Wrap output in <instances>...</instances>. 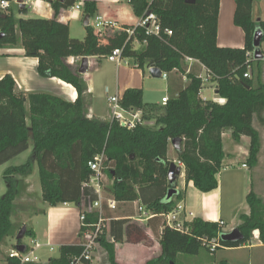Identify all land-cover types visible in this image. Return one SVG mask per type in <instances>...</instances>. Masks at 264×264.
<instances>
[{
  "label": "trees",
  "instance_id": "1",
  "mask_svg": "<svg viewBox=\"0 0 264 264\" xmlns=\"http://www.w3.org/2000/svg\"><path fill=\"white\" fill-rule=\"evenodd\" d=\"M78 1H53L56 15L50 19H16L9 10L0 12V49L18 44L19 30L26 56L38 59V73L42 77L62 79L73 85L78 93L75 102L47 93L30 94L29 126L26 99L16 91L15 79L10 74L0 79V166L26 151L30 139L34 144L33 156L27 163L9 167L4 173L9 189L0 196V244L6 237L15 235L11 216L21 189L17 176L29 175L35 162L39 166L43 200L51 206L68 202L78 205L83 184L92 175L88 163L104 151L108 162L112 163L109 175L114 180L113 198L118 203L141 200L156 215L168 213L175 207L174 200L166 198L169 188L174 187L168 181L171 140L182 139L178 159L185 166L186 180L193 181L202 192L213 191L219 186L217 174L226 158L223 133L227 129H231L237 139L244 135L250 138L248 163L251 166L257 163L261 140L253 122L255 116L263 121L264 83L257 84L253 78L245 77L262 61L254 59V32L257 27L264 32V20L256 21L253 17L254 0H235L234 23L245 32L244 47L218 45L220 0H196L193 4L185 0H153L151 3L131 0L142 16L146 10L156 13L162 28H169L173 33L148 35L143 28L137 27L136 37L140 43L145 40L147 43L137 50L131 36L124 46L123 58H132L142 70L159 67L168 76L179 73L188 77V83L178 92L170 90L168 103L162 108L143 103L135 96L132 102L123 99L125 105L143 109L145 120L155 119V125H160L159 128L138 125L132 130L115 121L101 122L86 116L87 84L78 69L67 63L72 45L70 27L58 19L62 8H70ZM20 11L26 13L28 8ZM186 57L197 62L190 64ZM202 66L211 72L217 94L226 99L224 104L200 97ZM257 74L260 79V66ZM133 92L136 95L138 91ZM85 193L97 197L92 188H86ZM176 195L180 198L182 194L178 191ZM247 201L250 215L238 227L245 239L237 243L220 239L219 248L240 247L250 240L255 229H260V238L264 241L262 200L251 190ZM87 221L96 222V215H89ZM84 230L80 228V236ZM222 233L220 222L202 218L194 219L190 234L164 227L161 255L146 264H176L179 254L197 255L201 248H207L202 238H214ZM27 235L33 236L32 229H27ZM144 239L146 234L137 224L128 219H111L110 233L105 230L100 243L109 261L118 264L116 243ZM82 251L80 244L63 245L60 256L51 258L50 262L70 264L71 258L80 256ZM10 264H18V261L12 260ZM81 264L91 263L83 259Z\"/></svg>",
  "mask_w": 264,
  "mask_h": 264
},
{
  "label": "crops",
  "instance_id": "2",
  "mask_svg": "<svg viewBox=\"0 0 264 264\" xmlns=\"http://www.w3.org/2000/svg\"><path fill=\"white\" fill-rule=\"evenodd\" d=\"M30 1L33 2L34 12L39 17L48 19L55 17L56 12L53 7V1L56 0H25L26 7L27 4L30 3ZM83 1L84 6L82 7V11H74L70 9V7L62 8L58 14L59 21L69 24L70 27V40L72 45L70 54L67 58V63L76 68L75 66L85 57H87L89 61V70L91 60L107 58L110 62L117 64L118 67L117 82L119 86L116 94L114 95H119L120 97H122V99H129V102H132V100L135 99V93L133 91H138V89H140V77L138 78V75L135 74L133 68L129 69L126 67H122L121 62L118 63L115 61H111L109 59V56L112 54L114 48L125 46L127 41L130 39V35L127 33V29L136 27L140 19L142 18V15L140 14L139 10L132 5L131 0ZM146 1L148 3H151L153 0ZM235 10V0H220L217 43L221 47L245 46V32L241 27L235 25L234 23ZM252 13L256 21L264 20V0H254ZM86 16H88L87 23ZM81 21H83V29H81L82 34H84L83 41H81V39L79 38L74 37L75 27L78 26ZM17 33L19 37V43L17 45L0 49V79H2V77L6 74L12 75L15 79L16 91L24 94L26 99L27 123L30 126V105L28 100V96L30 94L47 93L60 97L68 102H75L78 93L73 85L63 81L62 79H59L57 77H42L37 70L38 59L35 57L26 56L25 50L21 43L20 31L18 30ZM136 43L138 42H136L134 39V46ZM141 44L142 43H140L139 41V45ZM261 48L264 54V42L262 43ZM123 59L125 58H122V60ZM134 68L139 69V71L142 72V77H145V72L142 69L136 67L135 64ZM150 68H148L149 73ZM121 70L125 71V75L123 76V78L121 77ZM87 72L82 74L87 84V91L84 94L86 116L89 119H96L101 121L95 115L93 103L90 100V95L94 91V85L91 83V78H87ZM201 74L205 75V71L202 70ZM164 79L167 81L168 96L170 95V90L176 93L188 83V77L179 73H172ZM205 89L214 90L217 99L214 100L207 98L204 94ZM106 90H108V88H106ZM203 95L207 98V101L213 102H218L217 100L219 98H222L217 94L216 82L212 78L204 84ZM110 118L111 116L107 121L101 122H108L110 121ZM230 131L232 130L227 129L223 133V143H225V137L230 133ZM248 138V136H242V139ZM177 151L178 150H176L172 145L171 140L168 146V158L181 167V175L177 181L176 188L182 194L180 197V202L185 205L188 212L192 213V215L188 216V220L191 221V223L196 218H202L205 221L212 222L224 221L226 225H223V232H226L224 231V227L228 225V222L223 217V211L220 203L221 200L218 199L217 196H214V194L219 189V186L213 191L203 192L204 194H201L204 196L202 204L198 205L192 200L190 201V190L193 189L200 193L202 191L195 187L193 181L186 180L185 166L182 162L179 161ZM33 152L34 144L32 139H30L29 148L5 163V170L12 166H18L27 163L33 156ZM226 158L224 160V164L226 163ZM16 159H20L17 160V162L19 161L18 163H11V161H15ZM220 173L221 171L217 174L218 181ZM17 179L19 181L21 189L20 195L15 200V209L18 208V201H26L27 198L31 196L33 188H35L34 190L36 191V193L39 194V196L42 198V184L39 173V166L36 162L34 164L32 172L29 175H18ZM105 196L113 198L112 193L106 194V191ZM175 196L172 198V200H174ZM44 203L45 204H43V208L36 210L35 213L37 214L36 217L41 215L44 216L45 227H41L42 230L41 228L39 230L38 227L33 226V236L31 238L32 240H37L42 244V254H40L41 262L45 261L47 263L50 262L51 258H58L60 256V249L63 245H76L81 243V236L79 235L81 228V209L79 207V204L77 205L70 202L61 203L56 206H51L45 201ZM178 203L175 202V205ZM245 204L249 205L247 198L243 204L232 208V225H239L238 222L240 220H237L238 216L236 214V210L241 209L243 206H245ZM144 209H146V212L142 213ZM249 211H251L250 205ZM243 213L247 214V212H241L240 215ZM106 215L111 219H128L130 220V222H133L141 227L143 232L146 234V239L142 241H124L115 244V259L118 264H146L148 261L161 255L162 247L160 244V240L162 233V224L164 223V218L161 214H154L146 207V205L141 202V200H136L133 202L117 203V208L115 210H110L108 208V210H106ZM107 230L109 234L110 222L109 228ZM109 239L113 241V238L109 237ZM249 241V245H245V243L240 246H248L250 253L248 264H264V241H262L261 238L259 242L251 241V238ZM19 244L25 243H23L22 241H16L11 249H17V246ZM25 245L27 248V244ZM55 247L59 249V253L57 255L51 254V252L55 250ZM51 248H53V250H51ZM103 256L108 257V253L106 250L104 251ZM107 259L108 262L112 264L109 261V257Z\"/></svg>",
  "mask_w": 264,
  "mask_h": 264
},
{
  "label": "rangeland",
  "instance_id": "3",
  "mask_svg": "<svg viewBox=\"0 0 264 264\" xmlns=\"http://www.w3.org/2000/svg\"><path fill=\"white\" fill-rule=\"evenodd\" d=\"M28 11L27 13L20 11V4L16 0L11 1V8L8 12H12L16 19L19 18H28V17H39L34 12L33 2L30 1L27 4ZM83 21H81L78 26L75 27L74 37L84 40V34H82L81 29H83ZM135 49L139 50L142 47V44H135ZM82 64L80 61L75 67L78 69ZM259 63H256L254 70L250 69V76L258 82L264 83V60L260 63V68L262 70V76L258 79V66ZM121 66L134 70L135 74L140 77V86L135 97L138 100H141L143 103H150L158 105L162 108V98L168 96L167 92V81L164 78H155L150 75L149 69L146 68L143 70L145 77H142V72L139 69L134 68V60L132 58H125L121 60ZM117 64L110 62L107 58L91 60L90 68L87 72V78H91V83L94 85V91L90 95V100L93 103L94 113L98 119L101 121H107L110 117L109 112V97L116 94L118 89L117 82ZM138 73V74H137ZM125 75V71L121 70V77ZM140 75V76H139ZM261 80V81H260ZM108 88V90H106ZM204 94L209 99L216 100V94L214 90H206ZM162 110V109H161ZM162 112V111H161ZM263 121L261 118L255 116L253 125L258 130L261 140L260 152L257 156V163L254 166H251L248 163L249 157V147H250V138L239 139L233 136L232 131L225 137L224 151L226 153V163L224 168L221 170L219 175V189L214 194V196L220 199L223 217L228 222V225L224 227V231L230 232L234 228L241 226L246 221V217L250 215L249 205L241 206L244 209H237L236 214L238 216L237 220L239 225L233 224L232 217V208L237 207L240 204H243L246 201L247 194L251 190L261 198L263 203V212H264V113L262 115ZM155 119L145 120L146 126L150 128H159L160 125H155ZM247 150V151H246ZM22 156V155H21ZM22 158V157H21ZM11 161V163H18ZM26 162V161H25ZM24 162V163H25ZM246 165V166H245ZM105 177L103 180V186L106 191V194L112 193V187L114 180L109 175V170L112 167V163L106 162ZM6 166H0V196H4L8 189V182L4 177ZM33 188L31 196L27 198L26 201H18V208L15 209V212L12 215V223H14L15 235L9 236L4 239L0 245V264H6V259L8 253L12 250L11 247L16 243V236L20 229L23 226H27V229H32L33 226L44 228L45 218L43 215L37 216L35 213L36 210L43 208L44 201L36 193ZM180 192V191H179ZM203 192H198L195 190H190L189 200L199 204H202L204 200ZM174 201L176 203L180 202L178 195L175 196ZM146 212V209L142 213ZM241 212H247V214H241ZM240 216V217H239ZM240 218V219H239ZM226 225V223H225ZM41 228V230H42ZM257 231V232H256ZM259 231V233H258ZM260 229H255L252 232L251 241L259 242ZM32 236L26 235L22 240L25 244H31ZM248 241L245 245H249ZM104 247H99L95 254V263L94 264H110L108 262V257L103 256ZM59 249L55 247V250L51 252L53 255H57ZM38 254H42L41 249L38 251ZM249 249L248 246L244 247H234V248H219L217 252L211 253L210 250L206 247L201 248L199 254L189 255V254H179L176 260V264H221V262H226V264H248L249 261ZM40 264H52L51 262H41Z\"/></svg>",
  "mask_w": 264,
  "mask_h": 264
},
{
  "label": "built area",
  "instance_id": "4",
  "mask_svg": "<svg viewBox=\"0 0 264 264\" xmlns=\"http://www.w3.org/2000/svg\"><path fill=\"white\" fill-rule=\"evenodd\" d=\"M18 4L19 0H16ZM84 6V1L79 0L70 9L74 11H82ZM11 7L10 0H0V12H7ZM99 19V18H97ZM137 27H141L145 30L148 35H160L162 32L168 35H172V30L169 28H162L159 18L156 13L152 11H146L145 14L140 19L138 25L134 28L127 29V33L134 37L135 41L139 43L136 37L135 30ZM147 41H143L142 44H146ZM124 47L114 48L112 54L109 56L111 61L121 62L123 58ZM188 63L197 62V60L186 57ZM199 63V62H198ZM202 70L205 71V75H200L202 80V87L200 89V97L207 101V98L203 95L204 84L212 78L211 72L204 66ZM162 77L167 78L168 74L166 72L162 73ZM245 77H251L250 72L245 74ZM219 104H224L226 99L219 98L217 100ZM168 103V96L162 99V105ZM109 109H110V121L118 122L121 126L132 130L138 125L145 124L144 110L141 108H135L125 105L122 97L119 95H114L109 97ZM108 157L105 152H101L94 156L92 160L89 161L88 165L92 170V175L87 182L83 184V194L79 207L81 227L85 228L81 236L80 245L83 247V251L80 256H74L71 258L70 264H81L82 260H88L91 264L95 263V254L99 247H101L100 238L105 233V230L109 228V222L111 218L106 215V210H115L117 208V201L112 197L105 196V189L103 186V180L105 177L106 162ZM246 166V165H245ZM92 188L93 192L97 195L93 198L92 194H86L85 189ZM96 215V222H89L88 216ZM164 218V223L162 226V231L164 227H170L184 234L191 233V221L188 220V216L192 215L191 212L186 210L185 205L180 202L175 205L172 211L161 214ZM221 225H224V221H220ZM161 231V232H162ZM259 233V231H258ZM221 234L214 238L204 237L202 238L204 244L208 247L211 253H214L220 246ZM260 239V236H259ZM42 248V244L37 240H32L31 244H27L25 252H21L18 249H12L7 256L6 264H10V261L16 260L18 264H37L41 262L40 254L38 251ZM53 250V248H51Z\"/></svg>",
  "mask_w": 264,
  "mask_h": 264
},
{
  "label": "water",
  "instance_id": "5",
  "mask_svg": "<svg viewBox=\"0 0 264 264\" xmlns=\"http://www.w3.org/2000/svg\"><path fill=\"white\" fill-rule=\"evenodd\" d=\"M186 3L188 4H193L196 2V0H185ZM20 3V8L24 9L26 7L25 0H19ZM88 20V16H86V23ZM264 37V32L260 27H257L254 35H253V45H254V59L255 60H262L264 59V54L261 48L262 45V40ZM88 58L85 57L82 60V64L79 68V73L84 74L88 70ZM150 73L153 77L160 78L162 77V69L159 67H152L150 68ZM172 145L175 147L176 150H180L182 148V139L181 138H175L172 140ZM181 175V167L178 166L175 162H172L169 167L168 171V180L171 185L174 187H171L168 192H167V199H172L178 192L177 188L175 185L177 184V181ZM27 235V226H23L20 231L18 232L16 239L17 241H22L25 236ZM221 239L225 242H232V243H237V242H242L245 239L244 233L238 228H234L230 232H224L221 235ZM17 249L20 250L21 252L26 251V245L25 244H19L17 246Z\"/></svg>",
  "mask_w": 264,
  "mask_h": 264
}]
</instances>
